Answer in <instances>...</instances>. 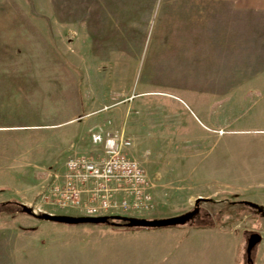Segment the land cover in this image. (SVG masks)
<instances>
[{
    "label": "rangeland",
    "instance_id": "rangeland-1",
    "mask_svg": "<svg viewBox=\"0 0 264 264\" xmlns=\"http://www.w3.org/2000/svg\"><path fill=\"white\" fill-rule=\"evenodd\" d=\"M161 1L117 0L108 7L98 0H0V264H216L190 238L205 226L235 232L238 264H264V86L227 82L217 95L230 94L232 102L217 96L215 105L198 109L193 86L201 82H185L177 55L166 54L176 48L160 44L159 32L177 27L161 23ZM85 82L131 87L127 96L144 83L161 91L135 106L146 114L140 132L111 119L96 130L122 132L142 167L160 173L152 192L159 204L125 216L196 211L187 223L131 229L34 215L88 216L45 195L55 175L62 179L67 158L82 155L66 152L75 135L61 140L68 126L36 129V122L59 123L86 111L83 98L94 89ZM91 133L80 144L93 143ZM253 232L262 240L248 261Z\"/></svg>",
    "mask_w": 264,
    "mask_h": 264
},
{
    "label": "crops",
    "instance_id": "crops-1",
    "mask_svg": "<svg viewBox=\"0 0 264 264\" xmlns=\"http://www.w3.org/2000/svg\"><path fill=\"white\" fill-rule=\"evenodd\" d=\"M98 1L102 2V6L108 7L114 1L117 2ZM160 16L162 24L177 25L175 33L159 32L162 40L160 44L176 48L175 52L169 50L166 54L170 52L177 55L180 69L187 73L185 82H201L193 86V92L200 97L193 99L198 109L204 110L206 103L210 101L215 105L219 97L217 93L222 91L227 82H236L239 85L258 82L264 86V0H162ZM168 39L176 40L168 42ZM85 83L91 90L94 89L92 94L83 98L86 111L59 123L36 122V129L68 126L61 132L60 138L63 140L68 133L75 135L66 144V152L69 154H101L102 147L94 145L91 140L89 142L87 139V148L84 143H80L89 131L104 127L109 119L115 122L114 125L127 127L132 132L139 129L140 132L146 114L140 113L135 106L147 103L149 94L161 92L148 88L147 83H144L139 91H133V95L127 96L132 88L125 90L116 82L113 86L99 89L90 85V82ZM137 96H142L138 102ZM219 98L221 101L233 100L230 94ZM110 103L116 105L110 107V110L102 109ZM228 108L234 109L232 106ZM234 133L228 132L230 136L236 135ZM230 136L227 139L231 142L233 138ZM126 151L135 158L131 154V148L126 147ZM145 171L151 182V191L155 193V183L162 181L160 173L152 172L148 168ZM154 200L156 205L159 204L157 197ZM190 238L196 246L206 249L204 259L211 263L238 264L240 241L237 238L238 245H234L236 238L233 230L205 226L196 228Z\"/></svg>",
    "mask_w": 264,
    "mask_h": 264
},
{
    "label": "built area",
    "instance_id": "built-area-1",
    "mask_svg": "<svg viewBox=\"0 0 264 264\" xmlns=\"http://www.w3.org/2000/svg\"><path fill=\"white\" fill-rule=\"evenodd\" d=\"M93 143L101 154L69 156L62 179L45 195L60 207H73L88 216L140 214L154 205L151 182L142 165L127 154L131 144L122 132L96 130Z\"/></svg>",
    "mask_w": 264,
    "mask_h": 264
},
{
    "label": "water",
    "instance_id": "water-1",
    "mask_svg": "<svg viewBox=\"0 0 264 264\" xmlns=\"http://www.w3.org/2000/svg\"><path fill=\"white\" fill-rule=\"evenodd\" d=\"M204 197H199V199H203ZM30 211L31 208L29 207ZM259 210H263V207L261 206ZM196 211L187 212L184 214H181L179 216L170 217V218H160V219H146V218H138V217H129V221L126 223L127 226H141V227H167V226H173L178 224H185L189 220L192 219ZM34 215L40 219L45 220H56L61 222H68V223H99L102 221H105L108 216H77V217H71V216H65V215H56V214H49V213H40ZM262 240V235L258 232H253L250 237L248 238V243L246 247V253L248 257V261H252V252L256 245L260 243Z\"/></svg>",
    "mask_w": 264,
    "mask_h": 264
},
{
    "label": "trees",
    "instance_id": "trees-1",
    "mask_svg": "<svg viewBox=\"0 0 264 264\" xmlns=\"http://www.w3.org/2000/svg\"><path fill=\"white\" fill-rule=\"evenodd\" d=\"M203 199H205V198H203ZM199 200H201V199H199ZM239 202L248 204L251 207L256 208V209H259L261 207L259 204H256L254 202L247 201V200H241ZM17 204L19 205V207L21 208L22 211L31 212L30 209H29V206H27V205H25L23 203H20V202H17ZM2 205H4V204H2ZM128 218H129V216H125V215H108V217H107V219L105 221H102V222H99V223L100 224H112V225H117V226H125V227L131 228V229L144 228V227H141V226H127L126 223L129 221ZM146 228H152V227H146Z\"/></svg>",
    "mask_w": 264,
    "mask_h": 264
}]
</instances>
